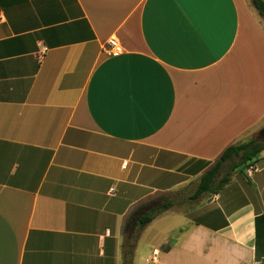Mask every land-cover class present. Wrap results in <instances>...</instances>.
<instances>
[{
    "label": "crops",
    "instance_id": "1",
    "mask_svg": "<svg viewBox=\"0 0 264 264\" xmlns=\"http://www.w3.org/2000/svg\"><path fill=\"white\" fill-rule=\"evenodd\" d=\"M263 127L250 0H0V264H122L125 223ZM252 165L157 215L132 264H264Z\"/></svg>",
    "mask_w": 264,
    "mask_h": 264
},
{
    "label": "trees",
    "instance_id": "2",
    "mask_svg": "<svg viewBox=\"0 0 264 264\" xmlns=\"http://www.w3.org/2000/svg\"><path fill=\"white\" fill-rule=\"evenodd\" d=\"M258 15L264 19V0H250ZM264 150V143L249 138L227 147L219 158L198 178L197 186L190 196L191 201H197L203 195H216L226 185L231 174L251 165ZM229 165V166H228ZM224 166L228 170L221 175ZM173 206L169 200L162 199L152 202L146 210L141 211L134 223H125L123 227V240L121 244L122 264H132V257L140 231L157 215Z\"/></svg>",
    "mask_w": 264,
    "mask_h": 264
},
{
    "label": "rangeland",
    "instance_id": "3",
    "mask_svg": "<svg viewBox=\"0 0 264 264\" xmlns=\"http://www.w3.org/2000/svg\"><path fill=\"white\" fill-rule=\"evenodd\" d=\"M255 138L257 139L258 142L263 143L258 135ZM228 166L223 167L224 169L222 170L221 175H223L224 172L228 170ZM198 178L199 177H197L193 181L188 182L187 184L183 186L181 185L179 188L177 187L178 189H176L175 191L169 194L163 195L162 198L171 201L173 203V206H172L173 209L180 210V211H186L187 206H188V200H190V196L193 194L197 186ZM197 202H199V200L195 202L194 201L191 202L190 205H193L194 203H197Z\"/></svg>",
    "mask_w": 264,
    "mask_h": 264
},
{
    "label": "built area",
    "instance_id": "4",
    "mask_svg": "<svg viewBox=\"0 0 264 264\" xmlns=\"http://www.w3.org/2000/svg\"><path fill=\"white\" fill-rule=\"evenodd\" d=\"M123 53L122 46L116 41V39H110L107 43V48L105 49V54L109 57H116ZM256 171L254 165H249L246 169V175L249 177ZM112 191V189H111ZM156 253L153 254V259L156 258Z\"/></svg>",
    "mask_w": 264,
    "mask_h": 264
},
{
    "label": "water",
    "instance_id": "5",
    "mask_svg": "<svg viewBox=\"0 0 264 264\" xmlns=\"http://www.w3.org/2000/svg\"><path fill=\"white\" fill-rule=\"evenodd\" d=\"M258 136L260 137L261 141L264 143V127L258 132Z\"/></svg>",
    "mask_w": 264,
    "mask_h": 264
}]
</instances>
